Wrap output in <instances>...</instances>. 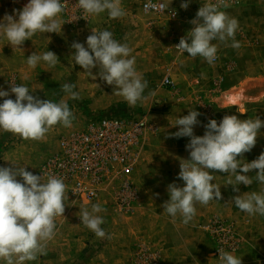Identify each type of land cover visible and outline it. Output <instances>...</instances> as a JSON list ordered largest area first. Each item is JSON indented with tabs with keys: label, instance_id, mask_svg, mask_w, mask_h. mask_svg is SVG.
Here are the masks:
<instances>
[{
	"label": "rangeland",
	"instance_id": "obj_1",
	"mask_svg": "<svg viewBox=\"0 0 264 264\" xmlns=\"http://www.w3.org/2000/svg\"><path fill=\"white\" fill-rule=\"evenodd\" d=\"M143 1L121 0L126 15L118 19H110L105 12L91 15L81 22L68 23L61 13L57 17L64 23L60 33H37L31 40L24 42L22 49L18 48L15 51L7 44V40L0 36V89L10 91L11 83L26 85L33 91L30 94L40 99L55 102L65 100L75 117L72 127L57 124L44 139L38 141L23 140L19 136L0 130V167H14L12 164L26 166L27 171L38 175L44 160L58 149L61 136L83 128L90 119L99 116L124 118L146 115L154 131H148L142 149L154 150L159 146L158 137L179 130L178 126H173L176 118L188 115L189 110H196L201 115L197 118L200 123L194 127V134L202 136L206 131L204 125L210 119H215L219 123L221 117L220 108L211 111L208 89L217 86L221 78L225 80L224 84L228 81L233 82L241 74L237 71L239 68L245 69L246 74L262 75L259 79L257 77V80H252L255 84H249L246 80L234 87L237 90H244L245 93L238 109L249 101L256 104V107L247 110L243 115L238 110H229L227 115H236L239 119H255L259 116L264 120V0H240L236 5L222 9L238 20L239 28L235 39L241 46L233 49L230 47L231 40L228 41L229 46L213 41L218 45V59L212 65L199 56L192 58L187 53H181L175 47L177 41L185 37L193 27L190 21L196 18V13L204 0H190L187 9L181 8L184 0H161L168 8L166 12L161 13L144 11ZM27 3L28 0H0V20H3L6 14L12 15L14 9L22 10ZM105 29L111 31L118 42L127 44L132 49L131 56L136 58L135 68L148 81V88L144 92L145 99L138 102L135 107H130L122 97L115 95L113 86H109L98 76L93 79L76 65L72 57L73 42L83 43L87 47L86 38L92 30ZM48 50L59 58L60 62L55 67H49L43 61L39 62L36 68L28 66V56L33 52L41 55ZM237 54L241 57L252 54L261 59H245L240 61L242 65L238 66V61L232 58ZM187 69L191 70L192 76L185 75L184 71ZM97 70L99 72L98 67ZM168 74L173 78V88H166L161 84L162 79ZM64 83L75 84L74 91L79 92L80 99L73 100L61 92L60 88ZM104 84L108 86L105 88L100 86ZM245 90L249 91L246 93ZM177 93L181 95V99ZM8 98L14 100L15 95L10 94ZM3 99L0 98V103ZM217 99L218 106L222 104L223 107L226 104L222 96ZM98 100L110 101L111 104L95 108L94 102ZM165 142L172 143L171 146L174 147H186L190 138L181 137ZM262 152L264 127L260 129L256 145L250 152L244 153L243 159L251 162ZM140 159L141 154L138 162ZM134 169L130 176L136 189L137 200L130 209H120L106 195L95 200L74 199L68 196L64 217H56L58 230L54 238L47 243L46 254L39 255L35 261H27L25 264H136L137 252L141 247H149L151 251L158 253L159 264H217L218 260L213 255V239L202 228V224L213 216L236 222L241 245L231 253L240 256L242 264H264V216L241 212L232 201L234 196L245 192H260L264 185L255 181L250 186L240 184L239 192H235L232 185L225 186L227 176L223 179L218 175L215 183L221 186L223 199L213 200L208 205L197 203L195 207L201 213L203 209L208 213L203 216L204 219L203 217L199 219L198 229L189 233V241L191 240L193 245L190 243L188 247L182 245L179 250L169 252L164 258L161 254V244L156 238L157 205L146 203L140 196L133 180ZM256 171L253 170L248 175L255 176ZM93 204H100L106 209L100 215L105 218L106 222L102 227L111 235V239L94 238L90 230L81 223L80 208L91 209ZM168 222L171 225L172 222ZM163 232L171 241L173 238L171 227L165 226ZM0 264L5 262L0 261Z\"/></svg>",
	"mask_w": 264,
	"mask_h": 264
},
{
	"label": "clouds",
	"instance_id": "obj_2",
	"mask_svg": "<svg viewBox=\"0 0 264 264\" xmlns=\"http://www.w3.org/2000/svg\"><path fill=\"white\" fill-rule=\"evenodd\" d=\"M189 2L184 0L181 8L187 9ZM66 3L67 0H28L22 10L14 9L12 15L6 14L0 20V36L15 51L22 49L24 42L37 33H60L64 23L57 17L64 12ZM77 5L85 17L105 12L110 19L126 15L121 0H77ZM229 7L228 0H207L197 11L196 18L190 21L193 25L191 30L181 37L175 47L192 58H203L209 65L218 59V45L213 41L229 46L228 41L231 40L230 47L238 49L241 45L235 35L239 22L222 10ZM86 45L72 43V57L76 65L93 79L98 76L113 86L114 94L122 97L130 107L145 99L148 81L137 72L136 58L131 56L132 49L127 44L118 42L113 33L105 29L92 30L86 38ZM41 61L49 67H55L60 62L57 55L49 50L41 55L33 52L27 57L31 68H36ZM97 67L99 72L93 75L92 70ZM165 83L168 81L165 80ZM75 87V84L64 83L60 91L78 100L80 94L74 91ZM31 92L26 85L14 83H11L10 91L0 89V98H4L0 103V130L23 140L38 141L44 139L57 124L72 127L75 117L65 100L40 99ZM10 94L15 95L14 100L8 98ZM238 112L243 115L247 109L240 107ZM200 115L196 110H189L188 115L176 118L173 126H178L179 130L171 134L175 138H190L186 145L190 158L180 160L178 179L184 182V186L169 184L167 191L170 199L162 207L174 220L179 215L184 224L195 217L197 203L208 205L210 201L223 199L221 186L213 183V170L227 173L225 186L232 185L235 192H239L240 184L250 186L255 181L264 185V152L251 162L243 159L244 153L250 152L256 145L264 120L259 116L239 119L236 115H225L219 123L210 119L204 125V135L197 136L194 127L200 123L197 119ZM12 165L14 167H0V261L25 264L46 254L47 243L58 230L56 217H64L68 192L61 177L47 174L45 181L44 173L35 175L27 171L26 166ZM253 170H257L255 176H249L248 173ZM232 201L241 212L264 216V189L236 195ZM105 211L100 204H93L91 209L80 208V221L94 238L111 239L102 227L106 221L100 213ZM218 250L220 264H242L240 256L223 248Z\"/></svg>",
	"mask_w": 264,
	"mask_h": 264
},
{
	"label": "built area",
	"instance_id": "obj_3",
	"mask_svg": "<svg viewBox=\"0 0 264 264\" xmlns=\"http://www.w3.org/2000/svg\"><path fill=\"white\" fill-rule=\"evenodd\" d=\"M206 2L204 0L203 4ZM228 2L231 6L240 0ZM142 8L151 13L168 10L161 0H144ZM62 15L68 23L90 17H85L77 0H67ZM161 84L173 88V78L168 74ZM153 129L146 115L124 118L107 115L90 119L83 128L61 136L58 149L44 160L38 175L44 173L45 181L47 174L63 178L67 195L74 199L95 200L106 195L120 209H130L137 200L130 175L138 162L145 137ZM202 228L213 239V255L218 260L217 264H220L219 248L229 252L239 249L241 240L234 220L213 216L202 224ZM136 258V264L160 262L159 254L149 247H141Z\"/></svg>",
	"mask_w": 264,
	"mask_h": 264
},
{
	"label": "crops",
	"instance_id": "obj_4",
	"mask_svg": "<svg viewBox=\"0 0 264 264\" xmlns=\"http://www.w3.org/2000/svg\"><path fill=\"white\" fill-rule=\"evenodd\" d=\"M2 42V40H1ZM248 57L240 56L239 54L234 55L232 58L234 60H237V65L241 66L242 60L249 59V60H256V59H261L260 57H254V55H247ZM93 75H96L98 70L97 68H94L93 70ZM237 71H240L241 74L237 76V78L233 81L228 83L226 82L224 84V79L221 78L220 83L215 86L214 88H209L208 93H209V103H210V108L211 111L220 108L219 113H220V118L219 120L221 121L222 118L227 115L229 110L237 111L238 110V105L244 98V90H237L234 89L235 85H239L243 81L248 80L249 84H255V81H252L254 79L257 80V77L259 79L261 74H246L245 69L239 68ZM185 75L188 77L192 76L193 74L191 73L190 69H187L184 71ZM94 84V83H93ZM103 86V88L107 87L108 85H100ZM233 88V89H232ZM249 90H245L247 93ZM179 93V92H178ZM178 98H180V94H178ZM231 96V99L226 98L225 96ZM224 99V102L226 103L225 105L222 106V104H217L218 97ZM232 100V101H231ZM220 102V100H219ZM94 107L95 108H101L104 106H107L111 104L110 101H104L98 100L94 102ZM256 107V104L252 102H246L243 103V107H245L247 110H250L252 108ZM219 121V122H220ZM172 133H164L161 137H158V144L159 146L155 147L154 150L150 149H142L141 152V159L139 160L137 166L134 169L133 172V177H134V183L138 187V191L140 196L144 199V201L148 204H156L157 208L155 209V217L157 219L156 227H157V233H156V238L158 239V242L161 244V254L162 257H167L169 252L172 251H177L181 246L185 245L188 247V244L190 243L193 245V242L191 240L189 241V233L193 230H197V223L201 217L206 215L205 209L202 210V213L197 209L196 207V215L190 221L188 224L182 223V218L177 215L175 220L167 214L164 210L162 205L164 202L168 201L170 199L167 187L169 184L176 183L178 186L183 187L184 182L180 179H178V174L180 171V160L181 159H189L190 154L189 151L186 149V147H174L171 146L172 143H167L165 142L166 140H175L177 138L172 137ZM188 139L189 137H185ZM211 174H214L215 180L213 183L216 181V177L220 178H226L227 173H222L219 172L218 170H213ZM218 185V184H217ZM211 203V201L209 202ZM204 219V217L202 218ZM159 221V225L158 224ZM168 221H171V225L169 224ZM165 226L171 227L172 235L173 238L171 241L167 239L166 233H164V228ZM163 230V231H162ZM189 241V242H188ZM194 244H196L194 242ZM160 246V245H159ZM178 247V248H176ZM176 249V250H175ZM163 259V258H162ZM174 260V259H173Z\"/></svg>",
	"mask_w": 264,
	"mask_h": 264
},
{
	"label": "bare ground",
	"instance_id": "obj_5",
	"mask_svg": "<svg viewBox=\"0 0 264 264\" xmlns=\"http://www.w3.org/2000/svg\"><path fill=\"white\" fill-rule=\"evenodd\" d=\"M228 95V94H227ZM226 98H228V99H231V96L229 97V95L228 96H226ZM232 101V100H231Z\"/></svg>",
	"mask_w": 264,
	"mask_h": 264
}]
</instances>
